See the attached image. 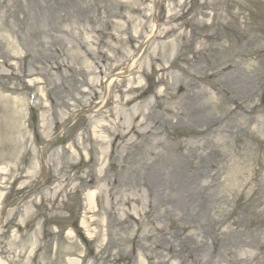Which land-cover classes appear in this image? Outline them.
<instances>
[{
  "label": "rangeland",
  "instance_id": "obj_1",
  "mask_svg": "<svg viewBox=\"0 0 264 264\" xmlns=\"http://www.w3.org/2000/svg\"><path fill=\"white\" fill-rule=\"evenodd\" d=\"M175 162L188 207L147 192ZM0 264H264V0H0Z\"/></svg>",
  "mask_w": 264,
  "mask_h": 264
},
{
  "label": "bare ground",
  "instance_id": "obj_2",
  "mask_svg": "<svg viewBox=\"0 0 264 264\" xmlns=\"http://www.w3.org/2000/svg\"><path fill=\"white\" fill-rule=\"evenodd\" d=\"M202 5H203V9L206 6H209V4L207 2H204ZM171 31H172L171 29L167 30L162 34V36H159V37L165 38V36L167 34H169ZM90 54H91V52L88 50L87 55L89 56ZM98 54L101 55L102 58L109 59V60L113 59L112 57H106L103 50H98ZM150 61L152 64L158 63L156 65V67H153V69L157 73H160L159 79L161 81L164 80V73L166 71V67H164V65L160 62V58L152 56V57H150ZM3 62L5 63V60H3ZM94 64L98 70L96 72H94L93 68L91 66H89V67H87V69H85L86 75L87 74H94V73L99 74L100 73L101 69L99 68V66H97V63L93 59L92 65H94ZM230 66H231V64H226L223 69H228ZM112 78H113L112 76L109 78V84L112 81ZM109 89H111V86ZM196 97H198V98L192 97V99L189 100L188 103L186 104L187 105V111H186L187 114H185V116H184V118H186L188 121L193 122L195 120L194 123H198L200 120L198 112L199 111L201 112L202 107L207 106L208 101L209 100L212 101L214 98L213 96H210L208 93H206L207 101L202 102L204 104V105H202L199 102L200 101L199 94ZM141 102L142 101H141V99H139V95L134 94V89L132 87H128L125 91L124 99H117L116 103L119 107H122V108L127 107L129 104H132L130 107V110H133L134 113H132V115L129 116L126 121H124V120L119 121L121 119L120 116H119V119L117 118V120H109L110 116L108 115V116H106L107 123L105 125H102V129H104L109 136L112 135L114 140H116V139L121 140L123 138H126L125 142L123 143V145L125 147L128 146L129 142H131L130 137H128L129 134L131 136L133 134H135V135L142 134L144 136L146 133H148L150 131V129H148V130H144V131L140 132L137 128L139 126V124L140 125L144 124L145 115H143V114H142V117H143L142 120L141 119L138 120L139 123L137 125L134 124L135 120L137 119V117L139 115V113L137 112V111H139V109H137V108L141 105ZM102 103H104V106H107V104H108V102L104 101V100ZM113 103H114V100H111V102L109 104H113ZM194 103H195V105L193 107L192 105ZM230 112H232V111L230 109L226 108L223 111L222 116L227 117V115ZM130 118H131V121H128ZM167 121H169V119H167ZM147 128H150V127H147ZM212 128L213 127L211 125V120L208 119L206 122V128L204 130L206 131L207 129H212ZM204 130H202L200 133L204 134V132H203ZM157 143L162 145V143L160 141H157ZM157 143H154V145H157ZM164 149H166V151L170 152L171 147H166ZM150 154L153 155L154 157L157 156L153 148H151ZM181 156L182 157L191 156V154H189V152H187V148H185L184 146H183V150L181 152ZM180 168H179L177 162L173 163L172 165L170 164L169 167L164 169V171H165L164 175L167 173H170L171 175H173V178H162V179L154 178V179L150 180L151 185H149V186L147 185L148 187L146 186L147 188H149L147 190V192L158 193L160 190H162L161 188H170V189H173V194L170 195V201L169 202H173L176 206L188 207L191 203L195 202L196 194L198 193V191H197L198 188L196 186L194 188V185L191 183V181H189L187 179H182L180 177L176 178V172L178 170H180ZM114 181H115V179H112V181H111L112 185H113ZM111 184L109 185V187L112 188ZM103 190H99V193H102ZM104 191H106L108 193L109 197H112L113 193H111V191L109 189L105 188ZM94 196H95V193H90L89 194V200L92 201V198ZM91 201L89 203L88 210L92 212L95 210H94V205L91 203ZM86 221L94 224L96 222L102 223L104 221V219L103 218L102 219H98V218L84 219V222H86Z\"/></svg>",
  "mask_w": 264,
  "mask_h": 264
}]
</instances>
